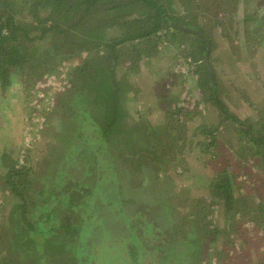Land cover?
<instances>
[{"label": "rangeland", "instance_id": "1", "mask_svg": "<svg viewBox=\"0 0 264 264\" xmlns=\"http://www.w3.org/2000/svg\"><path fill=\"white\" fill-rule=\"evenodd\" d=\"M170 1L166 0L167 4ZM262 6L264 8V0H173L171 5L172 16H182L184 22L190 21L210 39L212 46L210 56L207 55V68L212 70L211 76L214 74L212 78L217 83V94L222 102L240 119L249 120L256 126L264 123V21L251 15L255 14V8ZM25 11H19L21 15L17 18H29ZM242 21H247L245 27ZM254 23L261 26L253 39L250 27L252 30ZM121 32L111 26L107 29L109 36L117 38ZM177 37L169 43H159L154 47L156 49L150 46L148 51L141 50L140 54L137 51L128 54L129 48H120L123 54L114 66V73L127 98L125 108L130 120H126V124L136 126L139 132L133 134L129 146L124 147V141L114 145L110 161L106 160L112 165L111 175L104 179L106 181L98 192L93 193L95 183L106 175L107 170L103 163L95 160L79 129L83 115L77 106L86 94L81 93L76 99L64 96L74 80L69 67L79 66L80 58L60 60L52 55L49 61L30 69L26 72L27 77L43 72L40 80L37 78L33 82L34 88H26L23 82L4 90L0 86V220L4 217L1 221L8 224L3 227L7 240L0 247V256H4L7 264H63L60 261L67 263V258L75 253L77 233L60 235L59 231L63 229H57L53 237L54 244H61L63 248L50 246L38 251L32 244L28 247L23 242L22 248H17L10 236V225L27 232L26 222L35 219L33 209L40 211L41 206L51 209L57 224L81 223L89 206L95 208V217L106 220L105 230L95 229L84 247L83 264L87 255L99 251L104 232L109 234L110 237L104 239L110 243L127 240L130 230L120 211L131 216V225L140 235L138 210L144 219L162 224L161 231L166 235L156 239L157 230L148 236L144 232V253L137 255L135 264H264V222L262 227L257 226L253 214L247 216L249 219L236 214L228 221L217 207L212 216V226L220 229L216 240L210 242V236L202 238L204 233L198 234L196 230L201 237L200 243L205 244L199 248L198 244L189 242L193 235L191 226L183 219L189 220V212H194L192 205L209 197V184L216 171L230 165L240 186L239 191L235 186V194L239 196L264 182V158L252 156V150L243 151L244 139L239 137L236 125L230 120L219 123L221 117L203 97L199 96L202 102L195 108L199 94L197 89L193 96L196 75L188 70V58L184 56L188 52L196 56V67L202 74L201 41L194 35ZM46 44V40L34 41L29 48L39 53ZM93 51H96L93 56L99 58L97 64L106 72L108 53ZM87 53L82 52L88 56ZM193 65L195 68L194 62ZM182 104L190 114L179 117L172 126L167 125L165 112ZM205 127H217L214 132L216 149L205 148L203 142L207 137L202 133ZM143 136L149 137V141ZM74 148L77 152L69 157L68 153ZM5 154L9 158H4ZM13 161L33 171L32 176L22 177L19 181L27 202L25 221L20 216V209L11 210L18 205V199L5 184V170ZM145 175L147 183H144ZM250 175L254 176L251 178ZM54 181L61 185H53ZM44 184L49 188L43 189ZM251 192L256 193L261 202L263 185ZM63 193L71 195L69 204L58 199ZM8 194L13 199L9 200V196L5 199ZM230 224H233L232 230L227 228ZM208 241L210 249L206 248ZM154 247L158 250L153 252ZM146 255L150 258L148 262Z\"/></svg>", "mask_w": 264, "mask_h": 264}, {"label": "trees", "instance_id": "2", "mask_svg": "<svg viewBox=\"0 0 264 264\" xmlns=\"http://www.w3.org/2000/svg\"><path fill=\"white\" fill-rule=\"evenodd\" d=\"M171 5H173V0L169 4L166 0H0V86L3 90L10 85H22V82L28 89L33 87V82L37 78L40 80L43 72H36L35 76L29 77L26 74L30 69L33 70L45 61H49L52 55L59 57L60 60H71L75 56L80 58L79 66L76 68L69 67L75 84L73 80V83L67 89V93L63 94L64 96H74L75 99L80 97L81 93L86 94L83 100L79 101V106L76 103L78 112L83 115V119H80L79 129L81 135L84 134L88 141L95 160L103 163L107 170L106 175L104 174L100 180L96 181L93 193L98 192L104 181L111 175L112 165L110 162H106L108 159L110 161V152H112L114 145L119 141H124V147L129 146L132 143L133 134L139 132L136 126L126 124V120H130L127 108H125L128 105L127 98L125 95L123 96L125 90L121 87L114 73V66L123 54L120 50L122 46L129 48L126 50L128 54L134 51L140 54L141 50L149 49L150 46H152V49H156L154 47H157L161 42L166 41L169 43L171 40H177V36L194 35L201 41L199 60L203 64V73L201 74L196 67L198 64L196 56L188 52L184 57L195 64L196 85L193 96H196L195 92L197 89L199 90V94L195 99V108L198 103L201 104L202 102L199 96L203 97L206 104H211L221 117L219 123L230 120L236 125L239 137L244 139L243 149H241L243 151L245 149L252 150V156L261 155L264 158V123L256 126L255 123L249 120L240 119L222 102L217 94V83L212 81L210 75L212 70L209 71V67L204 62V56L209 55L211 50L210 39L204 35V32L201 35L185 29L199 28L192 25L190 21L184 22V18L180 15L172 16ZM23 10H26L24 14L29 18H17L21 15L19 11L23 13ZM134 13L137 14L133 16ZM110 26L116 28L117 31H122L119 38L109 36L107 29ZM160 31H163V34L159 35ZM199 31L201 30L199 29ZM39 40L47 41L46 46H42L40 52H43H39L40 54L35 52L36 49L29 48L34 41ZM94 49L108 53L106 72H103V68L101 69L97 64L96 60H99V58L93 56L96 52L93 51ZM85 51L88 52V56L82 54ZM170 109L165 112L166 124H169V126L178 122L179 117L190 114L183 104L182 106H176L173 111ZM216 129L217 127L210 129L205 127L203 129L202 133L207 137V141L203 142L206 149H216L217 143L214 135ZM147 136L142 138L149 141L150 138ZM134 143L136 142L134 141ZM129 151L131 150L129 149ZM218 151V149L215 150V154ZM75 152H77L76 148L71 150L68 156H74ZM4 158H9V155L5 154ZM17 163L13 161V164L8 165L9 168L5 170V184L14 198L17 197L18 199L16 200L18 205L13 206L11 210L20 209V216L25 221L27 202L25 201L24 192H22V184L19 181L20 178L29 176L33 171L28 166L18 165ZM230 169V165L227 164L216 171L214 179L209 184V197L202 198L196 202V205H192L194 212H189L191 213L189 220L187 218L183 219L184 222H189L191 226L190 233L193 235L190 236L189 242L198 244L199 248L205 244V242L200 243L201 237L205 236L207 239L210 236L209 241L214 242L220 232L219 228L212 226L213 212L217 207L224 212L228 221L230 217L234 219L236 214H242L245 218L253 214L257 226L262 227L264 222V202L262 201L264 197L261 198L260 202L256 198L257 194L251 192L257 191L260 185L264 187V182L260 183L257 188H250L248 192L245 191L237 196L235 186L238 191L240 186L235 180V173ZM253 176L250 175L251 178ZM105 178L106 180H104ZM57 180L58 183H62L61 180ZM252 181L254 183V180ZM52 182L50 181L51 184ZM145 182L147 183L146 175L144 177ZM55 184L61 185L54 181L53 185ZM47 188H49L47 184H44L43 189ZM43 189L39 192L40 194ZM11 194L5 196V199L8 196L10 197L9 200L13 199ZM70 197L71 195L68 193L67 195L63 193L60 197L58 196V199L69 204ZM254 203H256L257 208ZM94 211L95 208L89 206L85 210L81 223L63 225L54 223L53 213H51L49 207L41 206L40 211L33 209V218L35 219L26 222L27 232H24L21 228V231L18 230L16 225H10V236L18 249L22 248L21 242H23L25 246L28 244V247H30L32 244L38 251H41L50 246L63 248L61 244H54L53 237L55 236L54 233H57V229H63V231H59V234L66 236L76 232L78 243L75 253L72 252L71 256L67 258V263L62 259L60 262L63 264H83V259H85L84 247L87 245L90 236L92 237L95 229L102 228L105 230L106 220L95 217ZM138 212L136 218L141 220V223L137 222V225L142 229L140 235L131 225V216L124 215L123 211H120V215L123 214L122 220L130 230L129 237L127 240L113 244L104 239L110 237L108 233L104 232L103 241L98 247L99 251H94L93 255H91L92 253L87 255L85 264H135L138 260L137 255L144 253L143 248L146 243L145 238H143L144 232H147L148 236L154 230H157L156 232L159 234H154L156 239L165 237L166 234L161 231L162 224L146 220L140 210ZM193 214H195V217ZM256 214L257 216H255ZM258 216H260V220H258ZM250 219L253 220L252 217ZM1 220L0 247L7 240L3 232V227L7 223ZM46 220L47 225L45 224L47 223ZM227 228L232 230L233 224H230ZM196 230L198 234L203 232L204 235L199 237L195 232ZM80 233L84 235L80 236ZM209 241L206 246L208 249H210ZM127 243H130V245H127ZM157 250V247L153 248V252ZM145 258L147 262L150 261L147 255ZM0 264H7L4 256H0Z\"/></svg>", "mask_w": 264, "mask_h": 264}, {"label": "crops", "instance_id": "3", "mask_svg": "<svg viewBox=\"0 0 264 264\" xmlns=\"http://www.w3.org/2000/svg\"><path fill=\"white\" fill-rule=\"evenodd\" d=\"M251 10H252V8H250ZM255 14H252L251 16L252 17H256V19L257 20H261V21H264V8H263V6L262 7H258V8H255ZM258 12L260 13V16H259V14H258ZM250 12L248 11V14H249ZM257 15H258V17H257ZM247 20V19H246ZM248 21V20H247ZM246 21V22H247ZM260 21V22H261ZM243 22V27H245V21H242ZM259 22V21H258ZM259 22V23H260ZM261 26V24H259V25H257V23H254L253 25H252V30H251V27H250V33H251V35H252V37H253V39L254 38H256V34L257 33H255L256 32V30L258 29V27H260ZM261 29V28H260ZM260 29H259V32H260ZM254 35V36H253ZM258 37V36H257ZM264 56V55H263ZM194 74V73H193Z\"/></svg>", "mask_w": 264, "mask_h": 264}, {"label": "built area", "instance_id": "4", "mask_svg": "<svg viewBox=\"0 0 264 264\" xmlns=\"http://www.w3.org/2000/svg\"><path fill=\"white\" fill-rule=\"evenodd\" d=\"M187 66H189V71L193 74V72H194V65H193V62L190 60V59H187Z\"/></svg>", "mask_w": 264, "mask_h": 264}, {"label": "water", "instance_id": "5", "mask_svg": "<svg viewBox=\"0 0 264 264\" xmlns=\"http://www.w3.org/2000/svg\"><path fill=\"white\" fill-rule=\"evenodd\" d=\"M185 29L190 30L191 32H197V33L203 35V33L200 32V31H198V30H195V29H189V28H185ZM204 62H205V63L207 64V66H208V63H207V54L204 56Z\"/></svg>", "mask_w": 264, "mask_h": 264}, {"label": "flooded vegetation", "instance_id": "6", "mask_svg": "<svg viewBox=\"0 0 264 264\" xmlns=\"http://www.w3.org/2000/svg\"><path fill=\"white\" fill-rule=\"evenodd\" d=\"M213 75H214V74H212V76H213ZM212 76H211V77H212ZM212 81H213V78H212ZM213 82H214V81H213Z\"/></svg>", "mask_w": 264, "mask_h": 264}]
</instances>
